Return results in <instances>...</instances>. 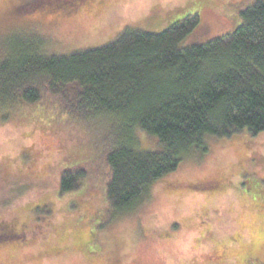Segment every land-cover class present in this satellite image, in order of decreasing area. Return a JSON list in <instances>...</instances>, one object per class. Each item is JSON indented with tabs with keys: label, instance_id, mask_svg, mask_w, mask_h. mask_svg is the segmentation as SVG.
<instances>
[{
	"label": "rangeland",
	"instance_id": "obj_1",
	"mask_svg": "<svg viewBox=\"0 0 264 264\" xmlns=\"http://www.w3.org/2000/svg\"><path fill=\"white\" fill-rule=\"evenodd\" d=\"M44 1L27 12L16 5L24 0H0V60L20 57L26 40L43 55L67 53L104 45L126 27L159 33L195 14L199 23L180 45L203 44L231 33L256 0H90L62 20L53 16L79 0H61L56 12ZM41 106L0 114V223L34 208L29 243L0 244V264H264V132L208 140L116 215L99 154L116 124ZM141 143L156 148L153 137ZM69 167L81 176L62 192L59 173ZM68 221L76 227L54 231Z\"/></svg>",
	"mask_w": 264,
	"mask_h": 264
},
{
	"label": "trees",
	"instance_id": "obj_2",
	"mask_svg": "<svg viewBox=\"0 0 264 264\" xmlns=\"http://www.w3.org/2000/svg\"><path fill=\"white\" fill-rule=\"evenodd\" d=\"M198 23L195 14L159 33L126 27L104 45L60 54L23 41L20 57L0 60L2 113L52 103L73 118L105 115L117 126L98 151L109 172L106 199L116 215L129 212L190 152H205L208 140L264 132V0L246 8L231 33L181 46ZM143 136L155 138L154 150L141 147ZM74 168L60 170L62 192L81 176ZM33 209L0 223V244L29 242ZM258 248L263 255V241Z\"/></svg>",
	"mask_w": 264,
	"mask_h": 264
},
{
	"label": "flooded vegetation",
	"instance_id": "obj_3",
	"mask_svg": "<svg viewBox=\"0 0 264 264\" xmlns=\"http://www.w3.org/2000/svg\"><path fill=\"white\" fill-rule=\"evenodd\" d=\"M60 1L61 0H50V1L45 0L44 3L41 4L42 5L41 7L51 8V9H54L53 10L54 12H56V11L61 10L62 8H65L64 7V4L60 3ZM84 1L87 2V4H89L91 2L90 0H79L78 1L79 3L77 2L73 9H69V10L67 9V11L65 13H62L60 15L53 16V17L59 18V20H62L67 15H70V14L74 13L75 11L79 10L82 7V3ZM40 2H42V0H29V1H25V2H23L21 4V6H18V8L27 9V12H30L31 11L30 9H32L34 7V5H37ZM51 2H53V4H51L52 6L49 7V5H50ZM68 4H70V2ZM247 257L248 258H255V255H254V253H252V254H249ZM241 258H244V256L241 257ZM241 261L243 262L244 260H241Z\"/></svg>",
	"mask_w": 264,
	"mask_h": 264
}]
</instances>
